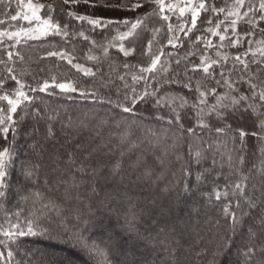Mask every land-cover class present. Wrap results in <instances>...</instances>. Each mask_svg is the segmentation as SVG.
I'll return each mask as SVG.
<instances>
[{"label":"snow or ice","instance_id":"obj_1","mask_svg":"<svg viewBox=\"0 0 264 264\" xmlns=\"http://www.w3.org/2000/svg\"><path fill=\"white\" fill-rule=\"evenodd\" d=\"M62 5L68 6L67 9L60 8L68 18L64 22L53 18L52 13L56 9L51 4L16 0L18 10L10 15V21H24L28 27L0 30V45L5 41L12 42L5 50L7 58L0 59V65L5 68V74L0 75V102H5L0 105V203L9 201L12 195L9 178L18 154L17 137L25 119L32 115L28 106L34 105L36 100L30 93L54 94L50 89H59L65 94L79 92L84 99L92 98L101 104L107 102L130 114L141 111L138 107L141 102L147 105L144 110L150 112H162L167 107L166 113L153 116L157 123L162 124L161 130L152 131L149 137L137 143L131 138L132 134L124 130L123 124L114 118L110 125L108 120L75 121L71 115L63 119L41 117V110L36 106V118L45 119V129L41 139H36L35 132L27 136L31 158L21 164V172L28 186L42 184L44 191L25 196V202L39 200L44 209H58V200H78L83 191L95 195L102 182H116L123 196L131 200L133 189L155 185L167 169L175 177V182H169L164 191L169 195L175 191L177 204L181 192L199 191L206 183H211L212 191L202 195L209 202L213 199L225 201L221 211L226 221V232L212 252V264H219L221 259L225 264H264V160L259 169L255 164L249 168L246 167L245 155L246 150L259 146L261 156H264V39H256L257 33L264 37V0H232L230 5L224 3L223 6L215 0H118L116 3L112 0H62ZM0 6H6L11 12L12 0H0ZM81 8L83 13L79 10ZM149 8L150 11L147 10ZM45 9L47 12L42 16L40 13ZM108 11L131 13L132 18L105 16ZM210 17H215V22ZM154 18H158L171 34L168 46L183 47L179 35L182 34L190 39L194 36L191 47L199 50V45L203 44L204 49L198 63L192 62L197 56L196 51L186 54L184 59L189 63L185 64L184 71L175 73L167 81L177 87L175 93L168 96H159V88H155L152 92L145 89L142 93L133 90L131 96L125 93L123 102L119 95L116 101L111 98L105 100L95 91L80 89L72 81L57 82L54 76L42 82L33 76V86L24 80L29 73L18 64L24 60L23 55L18 49L12 51L21 39L35 40L50 34L67 39L72 21H79L89 25L90 31L100 29L102 34L115 29L120 43L110 46L118 47L119 52L128 57L135 49L126 48L123 41L146 31L148 22ZM173 20L177 21L176 27H173ZM198 20L201 25L207 23L210 26L196 35ZM5 23L0 19V25ZM153 31L160 32L161 28ZM78 34L88 40L84 31ZM208 35L218 37L219 44L214 45ZM151 46L149 41V50ZM100 47L103 56H108V47ZM226 47L235 48L237 53L230 56L222 51ZM212 48L217 49L215 58L204 54ZM48 55L66 59L84 76L96 75L92 68L73 64V59L64 51H50ZM163 55L162 50L154 55L148 67L139 69L141 75H134L132 79H145L144 73L155 79ZM87 59L100 58L89 55ZM175 64L179 67L181 60H175ZM123 67L127 69L129 65L125 63ZM166 70L161 68V71ZM196 73L202 75L196 78ZM119 78L124 79L123 76ZM248 121H251V129L245 126ZM106 127L116 129L114 136L110 135L108 139L104 138ZM249 141L254 143L250 145ZM222 148L227 151H222ZM225 165L227 175L223 172ZM257 174L260 176L258 183L255 179ZM193 177L195 184L191 182ZM221 179L224 180L222 187L219 184ZM167 207L171 213L173 205ZM156 212L157 201L154 199L141 208L142 215L158 224L154 218ZM132 216L135 220V211ZM216 223L219 224V220ZM6 224L7 227L0 224V264L16 261L19 249L26 244L21 239L23 237L69 245L93 259L102 255L104 264H181L179 237L182 233L177 232L174 225L171 231L166 224L160 226L157 235L152 237L154 249H159L154 256L137 258L133 254L130 258L122 245L114 249L111 238L101 250L89 242L90 238L85 240L79 231L69 235L65 230L61 234L31 213L24 215L18 210L6 216ZM126 230H132L131 226ZM238 235L242 237L239 246L235 239ZM135 236L137 240L148 239L138 231ZM233 248L238 257L236 261L226 259ZM30 251L25 249L24 252L27 264H34V261L35 264H73L70 255L48 259L49 253L43 252L37 261L34 255L28 257ZM16 264H25V259L21 258Z\"/></svg>","mask_w":264,"mask_h":264},{"label":"trees","instance_id":"obj_2","mask_svg":"<svg viewBox=\"0 0 264 264\" xmlns=\"http://www.w3.org/2000/svg\"><path fill=\"white\" fill-rule=\"evenodd\" d=\"M34 2H38V0H34ZM112 2L116 3L118 0H112ZM215 2L223 6L224 3L230 5L232 0H215ZM39 3L54 6L56 11L52 13V16L55 20L64 22L68 19L66 14L60 11L61 7L68 8V6L62 5V0H40ZM17 10L16 0H12L11 12H9L6 6H0V19L6 21L4 25H0V30L5 28L19 30L20 27H28L24 21H10V15L15 14ZM79 10L83 13L82 8ZM147 10L150 11L151 9ZM46 12L47 9L40 14L43 16ZM104 15L108 17L129 16L132 18L131 13L108 11ZM210 18L215 22V17ZM221 18L223 17L221 16ZM172 23L173 27H176L177 21L173 20ZM33 26H35V22ZM209 26L207 23L201 25L198 20V31L195 34L199 35ZM242 27L246 26L242 25ZM154 28H161V31L154 32ZM81 30L88 36V40L79 36L78 33ZM69 32L70 36L67 39L51 34L35 40L21 39L20 44L12 48L14 52L18 49L24 57V60L19 61L18 64L22 66L24 71L29 73V75L24 76L25 81L33 83V86H35L33 76L41 82L44 79L51 80V77L54 76L57 82L72 81L80 89L95 91L99 96L104 97L105 100L111 98L113 101H116L119 95L121 102H123L122 98L125 93L131 96L133 90L136 93L144 91V89L139 88L141 85H138L139 82L135 84L131 82V75L137 74L140 67L149 65L153 56L158 55L162 50L164 55L161 59V66L157 68L155 79H153L152 75L148 77V80L150 78L148 83L153 88H159L158 94L162 91L164 92L162 96H168L174 94L173 90H176L177 87L175 84L168 83L167 81L174 77L175 73H182L184 71L185 64L189 63L188 60L184 59L186 54L189 51H196L197 56L192 59V62L198 63L199 56L204 51L203 44L199 45V50L191 47L194 36L190 39L183 37L179 33L177 34L181 35L183 47L172 48L168 46L167 40L171 34L167 32L166 26L158 18L149 21L147 30L140 32L139 36L129 37L123 41L126 48L135 49L134 53L128 57H124L119 52L118 47L110 46L111 44L120 43L115 29L106 30L102 34L100 29L90 31V26L84 22L72 21ZM208 38L213 40L214 45L219 44L218 37L208 35ZM256 39H264V37H261L257 33ZM149 41L152 42L151 50L148 47ZM11 43V41H5V44L0 45V59L7 58L5 50ZM101 45L108 47V56H103ZM255 47L256 45L254 44L253 50H255ZM216 50V48L208 49L204 54L215 58ZM50 51H64L68 53L69 57L73 59V64L78 63L92 68L96 72V75L94 77L84 76L83 73L78 72L72 65L68 64L66 59L61 60L59 57L49 56L48 52ZM222 51L227 52L230 56L237 53V50L231 47H226ZM240 51L243 52L244 49L241 48ZM89 55L100 59L88 60L87 57ZM177 59L181 60L179 67L175 64V60ZM125 63L129 65L127 69L123 67ZM161 68H166L167 70L161 71ZM4 74V65H0V75ZM189 75L192 74L189 73ZM201 75L202 73L195 74L196 78H199ZM121 76L124 77L123 80L119 78ZM49 91L54 94L49 95L45 92L30 93V95L36 97V100L34 105L28 106V110L32 115L25 119L21 125L20 134L17 137L18 154L14 167L10 169L11 176L9 178L12 195L9 201L0 203V224L7 227L6 216L20 210L24 215L31 213L34 216L40 217L45 224H50L53 229L61 234L65 230H67L69 235L79 231L85 240H89L90 238L89 242L98 245L101 250L105 249L111 238L114 249L122 245L128 250L130 258L133 254L137 258L154 256L159 249H154L152 237L157 235L160 226L166 224L168 231H171L174 225L177 232L182 233L179 237L181 245L179 258L181 264H212V252L220 242V238L225 235L226 221L221 211L225 201L221 200L217 202L213 199L209 202L202 195L203 192L210 193L212 191L211 183H206L199 191L181 192L180 201L177 204L175 200L176 192L173 191L169 195V193L164 191L169 182H175V177L172 176L170 171L165 169L160 180L155 185L144 186L142 189H133L131 200L123 196L116 182L108 184L102 182L101 187L97 189V194L95 195L90 191H83L78 200L63 202L58 200V209H44L39 200L25 202V196L44 191L42 184L36 187L28 186V182L24 176H18L17 174V170L21 169L20 160L24 159L27 161L31 158L30 150L24 149L27 144V136L35 132L36 139H41L45 129V119L36 118V106L41 110V117L54 116L57 119H63L71 115L75 121L96 120L98 122L100 120H108L110 125L114 118L115 121L123 124L124 130L129 131L132 134L131 138L137 143L149 137L152 131H159L162 128V124L157 123L150 116L154 111L144 110L147 105L143 102L138 105L141 111L130 114L123 113L120 109L115 108L114 105H109L107 102L101 104L98 100H93L92 98L84 99L79 95V92L65 94L60 93L59 89H50ZM184 91L185 93L187 92V90ZM3 104L5 102H0V105ZM117 113H120V115L117 116ZM245 126L251 129V121H248ZM57 127H59L58 124ZM115 132L116 129L114 127H106L104 138L108 139L110 135L114 136ZM113 143L115 144L114 139ZM252 143L254 141H249L250 145ZM228 147H231L230 142L228 143ZM222 151H227V149L222 148ZM245 155L246 167L250 168L253 164L257 166V169L261 167V161L264 160V156H261L259 146L255 149L246 150ZM223 172L227 175V165H225ZM255 179L258 183L260 180L259 174L256 175ZM191 182L195 184L194 177L191 178ZM219 184L222 187L224 180L221 179ZM153 199L157 201V212L154 213V218L159 221L158 224L154 223L153 219L147 215L141 214V208L148 204L149 200ZM181 202L186 203L188 206L182 207ZM170 204L173 205L171 213L168 212L167 207ZM18 205L19 208L17 207ZM133 211L136 213L135 220H133L132 216ZM126 220L128 223H126ZM218 220L219 224L216 223ZM130 226L132 230H126ZM137 231L141 236L148 239L137 240L135 236ZM21 239L25 240L26 244L24 248L19 249L20 255L16 257V261L24 258L25 264H27V257H24L25 249H31L28 257L34 255L37 261L40 259L41 253L47 252L49 253L48 259H62L70 255L71 259L77 258L75 259L76 261L73 260V264H104V257L102 255H97L93 259L69 245L49 243L47 240H36V238L32 237H23ZM235 239L236 245L239 246L242 237L238 235ZM56 246L59 248V251L52 250ZM37 249L40 251L37 252ZM235 251V248H233L226 259L236 261L238 257ZM16 261L13 264H16ZM219 264H225V260L221 259Z\"/></svg>","mask_w":264,"mask_h":264},{"label":"rangeland","instance_id":"obj_3","mask_svg":"<svg viewBox=\"0 0 264 264\" xmlns=\"http://www.w3.org/2000/svg\"><path fill=\"white\" fill-rule=\"evenodd\" d=\"M40 2V0H38V2H36V3H39ZM162 59V58H161ZM151 63V62H150ZM150 63H149V65H150ZM149 65H147L146 67H148ZM161 66V64L160 65H158V67H160ZM84 67H86V66H84ZM141 68V67H140ZM135 76H139V75H141V73H140V71H138V73L137 74H134ZM134 75H131V82L133 83V84H135L136 82L138 83V85H140V87L139 88H141V89H147L149 92H152L153 91V89H155V87L153 88V86H150V84L148 83L149 82V80H150V78H149V80H148V77H150L151 76V74H147V73H144L143 75L145 76V79H141V80H137V81H134L133 79H132V77L134 76ZM138 85H136V86H138ZM148 85V86H147ZM177 90V89H176ZM176 90H173V92L175 93V91ZM164 94V92H160L158 95L159 96H162ZM163 97V96H162ZM168 111V109L167 108H163V110H162V112H152V114H150V116L153 118V116L154 115H158V114H163V113H166ZM140 119V118H139ZM24 149L25 150H27V149H29L28 148V146H27V144H26V146L24 147ZM22 150V149H21ZM30 150V149H29ZM24 159H22V160H20V164H22V163H24ZM17 174H18V176H21L22 175V172H21V169H18L17 170ZM16 187H18L17 185H15ZM193 191L195 192L196 190L195 189H193ZM181 206L182 207H186V206H188L186 203H182L181 202ZM108 236H109V234H107ZM52 250H56V251H59V248L56 246V247H53V249ZM60 253H62V252H60ZM75 259H77V258H73L72 259V261L73 260H75ZM76 261V260H75Z\"/></svg>","mask_w":264,"mask_h":264}]
</instances>
